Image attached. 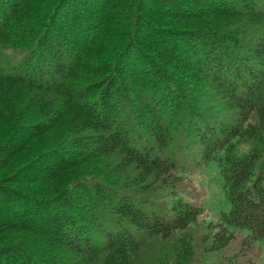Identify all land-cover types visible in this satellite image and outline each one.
I'll return each mask as SVG.
<instances>
[{"label": "trees", "instance_id": "1", "mask_svg": "<svg viewBox=\"0 0 264 264\" xmlns=\"http://www.w3.org/2000/svg\"><path fill=\"white\" fill-rule=\"evenodd\" d=\"M212 164L199 243V206L149 198ZM238 232L264 240V0H0V264H253Z\"/></svg>", "mask_w": 264, "mask_h": 264}, {"label": "rangeland", "instance_id": "2", "mask_svg": "<svg viewBox=\"0 0 264 264\" xmlns=\"http://www.w3.org/2000/svg\"><path fill=\"white\" fill-rule=\"evenodd\" d=\"M23 53L22 50L11 48H2L1 51V54L6 55L8 58V66L19 61ZM182 149V146L177 145L175 154L184 155ZM189 167H184L186 177L180 176L178 180L170 183L172 189H168L169 187L167 186L166 188L159 187V189L154 190L157 191L155 194L158 197L152 195V198L149 199L159 205V208L164 207L162 209H166L177 199L199 206L201 214H199L197 222L191 225V233L201 243V237L207 231L206 225L210 222L214 223L218 219L219 212L222 209H227L228 204L218 173V167L214 164L205 168L191 167V165ZM243 238L244 232L236 233L234 241L222 253L228 255L238 251L241 259H250L253 264H264V240H255L250 246L248 244L244 246ZM156 241L158 240L154 239L148 242L145 253H148L150 249H155L158 244ZM216 257H218L216 253L211 254L209 262L216 261Z\"/></svg>", "mask_w": 264, "mask_h": 264}]
</instances>
